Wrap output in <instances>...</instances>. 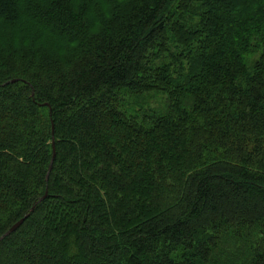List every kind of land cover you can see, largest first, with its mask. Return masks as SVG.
<instances>
[{
  "label": "trees",
  "instance_id": "obj_1",
  "mask_svg": "<svg viewBox=\"0 0 264 264\" xmlns=\"http://www.w3.org/2000/svg\"><path fill=\"white\" fill-rule=\"evenodd\" d=\"M45 192L0 264H264V0H0V236Z\"/></svg>",
  "mask_w": 264,
  "mask_h": 264
},
{
  "label": "water",
  "instance_id": "obj_2",
  "mask_svg": "<svg viewBox=\"0 0 264 264\" xmlns=\"http://www.w3.org/2000/svg\"><path fill=\"white\" fill-rule=\"evenodd\" d=\"M54 156H55V148H54V141L52 142V156H51V159H50V163H49V166H48V169H47V173H46V178L48 177V174L51 170V167H52V163H53V159H54ZM47 195V192H45L42 196H40L38 198V200L30 207L29 211L23 215L20 219H18L15 223H13L1 236H0V240L3 239L5 236L9 235L11 232L15 231L19 225L24 221V219L29 215V213L31 211L34 210L35 206L38 204V202L42 201Z\"/></svg>",
  "mask_w": 264,
  "mask_h": 264
}]
</instances>
